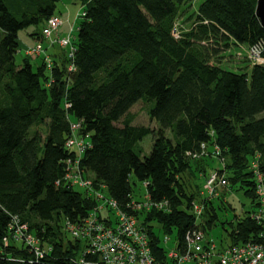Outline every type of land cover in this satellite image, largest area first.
I'll return each instance as SVG.
<instances>
[{
  "label": "trees",
  "instance_id": "obj_1",
  "mask_svg": "<svg viewBox=\"0 0 264 264\" xmlns=\"http://www.w3.org/2000/svg\"><path fill=\"white\" fill-rule=\"evenodd\" d=\"M58 1L0 0V264H76L79 243L66 239L62 221L84 217L95 200L61 181L64 160L76 157L65 146L72 120L81 121L77 133L91 144L77 154L81 169L120 206L129 202L136 181H148L153 200L169 202L168 211L142 214L158 259L152 222L180 241L195 223L194 200L204 204L199 225L205 232L217 224V209L231 208L225 193L242 190L253 201L256 153L264 170V64L232 70L212 59L233 45L264 46L257 0H203L188 15L192 0H80L85 14L76 24L72 54L48 47L40 29L30 35L51 48L49 66L27 56L16 64L19 31L43 28L57 16ZM183 16L192 22L175 38L174 23ZM144 96L154 101L149 117L157 131L125 116ZM40 125L47 127L44 136ZM151 133V149L141 157L139 142ZM202 143L208 149L216 144L226 159L220 172L228 184L210 200L192 182L199 175L205 182L207 161L193 157ZM255 206L230 223V244L257 241L259 228L249 215ZM9 213L48 244L42 258L34 260L21 243L3 245Z\"/></svg>",
  "mask_w": 264,
  "mask_h": 264
},
{
  "label": "built area",
  "instance_id": "obj_2",
  "mask_svg": "<svg viewBox=\"0 0 264 264\" xmlns=\"http://www.w3.org/2000/svg\"><path fill=\"white\" fill-rule=\"evenodd\" d=\"M84 14L82 8L75 19ZM60 24L59 16H51L42 28L41 35L48 47L58 45L67 48L71 55L74 27L72 25L67 36L63 37L57 31ZM180 27L181 24L174 23L172 35L175 38L180 35ZM46 49L43 43L36 41L32 46L24 47L23 51L24 55L32 60L42 57L49 66L50 59L46 54ZM234 49L239 56H245L250 64H264L262 44L239 45ZM73 69V65L68 66V70ZM69 106V104L66 105V107ZM80 128V120L71 121L69 124L71 134L65 141V146L73 149L76 157L64 160L65 173L61 177L64 184L85 190V193L95 200V204L84 217L77 221L64 217L62 221L66 234L71 240H77L79 243L76 264H264V170L260 168V154L256 153L251 163L254 173L256 206L249 214L259 228L257 241L249 240L238 244L218 246L201 229L199 222L204 204L194 200L190 205V211L195 216V223L183 233L180 241L177 238L172 240L169 236H158V246H160V249L156 251L159 252L158 259L152 252L151 234L143 222L142 214L152 209L168 211L169 202L165 199L153 200L147 189L148 181H143V186L146 188L144 199L136 200L134 195H131L129 202L124 207L120 206L115 199L107 195L104 184L94 182L93 178L85 175L81 169L80 158L77 154H82L91 144L76 136L75 133ZM200 147L201 152L193 154L194 158L207 153L206 143H202ZM211 147L210 154L218 159L220 165L206 174L201 194L207 200L217 196L219 185L228 184L224 173L220 172L226 162L222 151L216 144ZM55 183L58 185L60 179ZM2 241L4 246H8L11 241L23 244L34 260L42 258L46 252L41 247L38 237L29 229V225L15 213H9L7 232L2 237ZM169 244L172 245L168 247Z\"/></svg>",
  "mask_w": 264,
  "mask_h": 264
},
{
  "label": "rangeland",
  "instance_id": "obj_3",
  "mask_svg": "<svg viewBox=\"0 0 264 264\" xmlns=\"http://www.w3.org/2000/svg\"><path fill=\"white\" fill-rule=\"evenodd\" d=\"M202 1L203 0H192L190 7H188L186 9L185 13L187 15L192 13L193 10L196 9ZM81 11H82V5H81V3H78V0H59L58 1L57 7L55 10V15H57L61 18V24L57 29L58 33L61 36H63V37L67 36L70 28H72V25L74 27L72 35H75L77 21L82 16L78 17L77 19H75V18L78 14H80ZM186 18H187L186 16L179 18L176 21L177 24L180 25L182 23L184 28L189 27L191 24V20L185 21ZM41 27H42V25H40V26L31 25V26H28V27L22 29L21 31H19V33H18L19 48L17 49V51L15 53L16 64H20L22 57L25 56L23 48L28 46V45L31 46L34 43V39L32 38V36L30 34L34 31L42 29ZM55 48L58 49L59 47L56 46ZM234 48H236V47L233 45V47H231L230 51H226L224 54L220 53L219 56L220 55L221 56L219 58L218 57L213 58L212 61L213 62L217 61L221 65V67L229 68L232 70H238L241 68H245L247 66V64H249L248 59H245L243 56H239L236 49H234ZM50 49L51 48H47L46 52L50 51ZM64 51H67V49H64ZM39 60H40V58H37L35 60H32V62L34 64H36ZM146 98L147 97L144 96L139 101H137L129 109L127 115H125V116L131 120L132 125L145 126V127H149L150 129L157 131L159 128V125L157 124V122L155 120H153L149 117V110L151 107H153L154 101L153 100L147 101V100H145ZM263 115H264V113H261L259 116H263ZM125 116L121 120L116 122V125L121 126L122 121L125 118ZM71 119H72V117H71ZM72 121L75 122L74 120H72ZM38 128H40L41 133L44 136V134L46 133V128H47L46 125H40ZM75 134L77 137L83 138L85 140V142H90V139L87 135L82 136V135H79L77 132ZM165 134L167 137L172 138V134L168 129L165 130ZM154 137L155 136L152 135V133H151L139 142V147L142 149V153L140 155L141 157H143L144 155L149 153V151L151 149V145L154 141ZM137 149H138V146L135 147V151H137ZM211 149H212V147L209 146L208 151H210ZM202 157H204V159L207 161V164H208L207 166H205L206 173H209V171L212 170V168H218L219 167L220 163H219L218 159L213 158V157L209 158V157H206V155H203ZM200 163L203 164L202 162H200ZM89 177H91V176H89ZM131 179H132L131 180V182H132L135 179V177L132 175ZM202 179L203 178H201L200 175L197 176L195 179H192L194 187L196 188V187L200 186L201 191H202V185L204 182V180L202 181ZM133 191H134L133 195H134V198L136 200H143L144 199V194L146 193V188L143 186V183H141L140 181H136V184L133 185ZM224 197H225V201L228 202L229 204H231V208L229 207L228 209H225V210L217 209L219 220L215 226H212L210 229H208L206 231L207 237L214 240L218 246H225V245H228L231 243V239L228 237V231L231 228L230 223L231 222L236 223L237 222V217H235L236 215H241L244 210L251 209L252 207H254V204H256V198L253 199V201H252V199L250 197H248L247 195H245L242 190L236 191V192L229 191V192L225 193ZM214 201H215L216 205H217V203H219L218 199H214ZM221 221L225 222L224 226H222L220 224ZM151 224L153 226V229L156 231V233L160 237L169 236L170 238H172V240L175 239V232L168 234V233L163 232L159 228V225L157 222L154 221ZM32 233L35 235L34 232H32ZM65 235H66V239H69V237L66 233H65ZM170 245H172V244H169L168 247ZM41 247L43 249H46V248H48V244L46 242L44 244L41 243Z\"/></svg>",
  "mask_w": 264,
  "mask_h": 264
},
{
  "label": "water",
  "instance_id": "obj_4",
  "mask_svg": "<svg viewBox=\"0 0 264 264\" xmlns=\"http://www.w3.org/2000/svg\"><path fill=\"white\" fill-rule=\"evenodd\" d=\"M255 14L259 19L261 26L264 27V0L256 1Z\"/></svg>",
  "mask_w": 264,
  "mask_h": 264
},
{
  "label": "crops",
  "instance_id": "obj_5",
  "mask_svg": "<svg viewBox=\"0 0 264 264\" xmlns=\"http://www.w3.org/2000/svg\"><path fill=\"white\" fill-rule=\"evenodd\" d=\"M80 2H81V1H80V0H78V3H80ZM18 40H19V39H18ZM33 44H34V43H33ZM33 44H32V45H33ZM32 45H31V46H32ZM47 53L49 54V52H46V54H47Z\"/></svg>",
  "mask_w": 264,
  "mask_h": 264
}]
</instances>
